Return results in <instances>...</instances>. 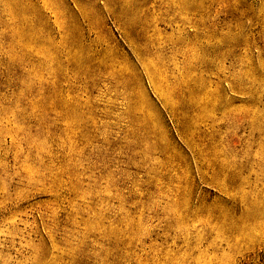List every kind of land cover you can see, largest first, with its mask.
Here are the masks:
<instances>
[{"label": "rangeland", "instance_id": "obj_1", "mask_svg": "<svg viewBox=\"0 0 264 264\" xmlns=\"http://www.w3.org/2000/svg\"><path fill=\"white\" fill-rule=\"evenodd\" d=\"M0 264H264V0H0Z\"/></svg>", "mask_w": 264, "mask_h": 264}]
</instances>
